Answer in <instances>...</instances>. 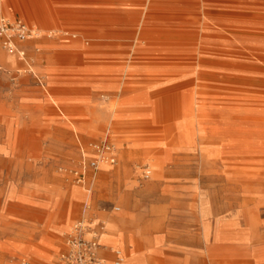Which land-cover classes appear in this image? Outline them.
Instances as JSON below:
<instances>
[{
    "label": "rangeland",
    "instance_id": "rangeland-1",
    "mask_svg": "<svg viewBox=\"0 0 264 264\" xmlns=\"http://www.w3.org/2000/svg\"><path fill=\"white\" fill-rule=\"evenodd\" d=\"M0 16L36 32L0 37V264H57L76 222L111 220L100 256L119 247L123 264H264V0H0ZM102 38L135 75L63 54ZM110 107L144 116L98 124Z\"/></svg>",
    "mask_w": 264,
    "mask_h": 264
},
{
    "label": "crops",
    "instance_id": "crops-1",
    "mask_svg": "<svg viewBox=\"0 0 264 264\" xmlns=\"http://www.w3.org/2000/svg\"><path fill=\"white\" fill-rule=\"evenodd\" d=\"M65 33H68V32H65ZM2 37V36H0ZM121 39V38H120ZM112 40H115L114 38H104L102 39L103 42H100V43H93L92 45H88V46H82L81 49H79L78 51H76L75 53H71V52H64L63 54L68 57V58H71V59H80V58H86L87 60L88 59H93V60H97L98 62L100 63H107L108 65L109 64H112L113 66H117V68H119V71L120 73H123V74H128V76H133L136 74V72L134 71V66L132 65V62H129L131 61V58L128 60L127 63H123V65H118V64H115L116 62L120 61V60H124V59H119L117 57H120V54H122V46L121 44L116 46V42L112 41ZM118 41V39H117ZM120 41V40H119ZM48 41H45L43 42V46L47 49L49 46H51V44L47 43ZM47 43V44H46ZM123 45L124 42H122ZM131 42H128V45L130 44ZM20 47L22 48H26L27 50H31L32 49V46L33 43L32 42H21L18 44ZM26 46V47H25ZM30 46V48H29ZM28 47V48H27ZM135 49V48H134ZM141 48H138L136 50H139ZM135 50V51H136ZM16 54H17V57L16 59H10L8 60V62L12 65L14 64H17V60L20 59L18 57L22 56L21 58H25L23 57V54L24 52H22L21 50H19L18 48H16ZM44 56V55H43ZM41 56V58H43L45 61H47L48 59V56ZM38 59V58H37ZM174 59V60H173ZM166 60H169V61H178L177 59L173 58V57H167ZM109 68V67H107ZM126 68V69H125ZM28 71H33V67L30 65H28V67L26 68ZM85 69H91V70H94V68L90 65V66H87ZM177 69V68H175ZM183 70V69H182ZM71 71H74V70H71ZM76 71L78 70H75V73ZM55 74L54 76H51L50 78L48 79H44L42 77V79H44L46 82H53L55 79V76H57V72L54 70ZM69 74V73H68ZM72 74V73H70ZM38 77V76H37ZM134 91V90H133ZM140 94H132L128 97V99L130 101H138V100H141L140 98ZM45 100H48L50 102H53V103H56L57 100L56 99H60V97H53L51 95H48V96H45L44 97ZM21 103H18V102H11V105L9 107L10 111L8 112H11V113H16L18 115V108H19V105ZM30 103H28L29 105ZM33 104V103H32ZM7 111V110H5ZM109 113H112L113 114V123H117V124H123V125H128V124H132L134 122V119L133 118H138V117H141V116H144V115H140V114H132V115H128L127 117H125L124 115H121L115 108L113 107H110L107 109V111H104V110H99V111H96L94 113V118H96L97 120V123L98 124H105V123H108V114ZM97 115L99 117H97ZM120 115V116H119ZM19 116V115H18ZM52 118H44V117H39V116H35V115H28L27 119L25 122L23 121H20V118H19V122L20 123H25V124H46V123H49L51 122ZM48 121V122H47ZM72 124H77L76 122H70V125ZM70 133L71 130L69 129ZM84 131V130H83ZM77 136H83L84 137V134L82 133V131L80 133L77 134ZM117 144L119 146H121V142H117ZM146 147V146H145ZM140 157H143V158H150V157H154L155 156V152H152V153H147L146 149H142L140 151ZM100 163L102 164V160H100ZM102 166H104V171L107 173L110 171V168L107 167V165L105 164H102ZM125 173H127L128 171H126V169H124ZM115 210H120L118 207H115L114 208ZM120 213V212H119ZM109 223V226H108V229H107V225H106V228H105V231L104 233L102 234V236L100 237V243L102 245V247H105V244L103 243V236L104 234L106 233L107 230H109L111 233H109L110 235L108 236V241H114V236L116 235H119L120 234L118 233L117 231V225L115 223L114 220H111ZM150 226H153V224H149ZM107 229V230H106ZM144 243H145V250H147L151 245H152V237L149 235V234H145L143 236V238L141 239ZM127 242H131V244H133L134 240L133 238L129 237ZM106 248V247H105ZM105 248H102L101 249V252H103L105 254V252H109L108 250H106ZM111 253V252H110ZM129 256H127V260H126V263H129L133 261L138 263L139 262V258L138 257L139 255H134L133 253H129L128 254ZM104 259H111L112 260V257L111 258H106L104 256H102ZM209 259V258H208ZM202 262L204 261L203 259L201 260ZM58 262V260H57Z\"/></svg>",
    "mask_w": 264,
    "mask_h": 264
},
{
    "label": "built area",
    "instance_id": "built-area-1",
    "mask_svg": "<svg viewBox=\"0 0 264 264\" xmlns=\"http://www.w3.org/2000/svg\"><path fill=\"white\" fill-rule=\"evenodd\" d=\"M31 35H33V29L22 19L15 18L9 21L0 16V36L4 38L3 43L7 47L12 48L14 37L23 40L30 38ZM109 161L114 162V158L110 157ZM91 165L95 166V162L92 161ZM148 176L149 169L145 168L143 177ZM99 232L89 224L82 221L76 222L67 235L66 250L60 254L57 264H105L103 257L98 252L100 247ZM23 264L33 263L24 261ZM113 264H117L116 258Z\"/></svg>",
    "mask_w": 264,
    "mask_h": 264
},
{
    "label": "bare ground",
    "instance_id": "bare-ground-1",
    "mask_svg": "<svg viewBox=\"0 0 264 264\" xmlns=\"http://www.w3.org/2000/svg\"><path fill=\"white\" fill-rule=\"evenodd\" d=\"M83 19V18H82ZM199 19V18H198ZM216 23V22H215ZM112 25V24H111ZM182 26V25H181ZM201 26H202V24H201ZM224 28V27H223ZM36 35V32H35V30L33 29V35H31V36H35ZM89 35V34H88ZM92 35V34H91ZM91 35L89 36L90 38H91ZM94 35V34H93ZM96 35V34H95ZM30 36V37H31ZM98 39V38H97ZM102 39H104V38H102ZM157 40V39H156ZM183 40V39H182ZM102 41V40H101ZM138 41V40H137ZM148 43V42H147ZM146 45V44H145ZM149 45V44H148ZM220 45V44H219ZM226 46V45H225ZM135 47V46H134ZM191 53V52H190ZM174 60V59H173ZM221 61V60H220ZM17 62H18V60H17ZM166 63H171V62H175V63H179V61H169V60H166L165 61ZM180 62H182V63H184L183 61H180ZM198 62V61H197ZM230 62V61H229ZM185 64V70L186 71H191V70H189L190 68L191 69H193V66H192V64H188V63H184ZM232 64V63H231ZM241 64V63H240ZM239 64V65H240ZM244 64V63H243ZM246 64V63H245ZM30 65V64H29ZM205 65V64H204ZM242 65V64H241ZM253 65H255V64H253ZM245 66H247V65H245ZM250 66V65H249ZM251 67V66H250ZM178 68V67H177ZM181 68V67H180ZM252 68H254V67H252ZM126 69V68H125ZM34 70V69H33ZM259 71H261V70H259ZM120 116V115H119ZM122 129V128H121ZM116 130H118V129H116ZM125 172V171H124ZM149 174H150V170H149ZM247 202V201H246ZM105 228H106V226H104L103 228H102V230L99 232V235H98V243L100 244V247H99V250H98V252H99V254L101 253V249L102 248H105V247H102V245H101V243H100V237L102 236V234L104 233V231H105ZM72 229V228H71ZM109 233H111L110 231H108L107 233H106V241H108L109 239H108V236L110 235ZM131 243V242H130ZM133 244H135V241L133 242ZM109 250L111 251V253H112V260L114 261L115 260V258H116V262H117V264H123V262H124V260H125V256H124V254H123V251H122V249H120L119 247H110L109 248ZM105 260V259H104ZM134 263H136V262H134L133 261V263L132 262H130V264H134ZM129 264V263H128Z\"/></svg>",
    "mask_w": 264,
    "mask_h": 264
}]
</instances>
